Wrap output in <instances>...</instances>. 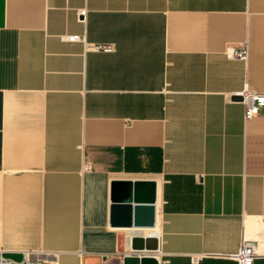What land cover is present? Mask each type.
Here are the masks:
<instances>
[{
  "label": "crops",
  "instance_id": "crops-1",
  "mask_svg": "<svg viewBox=\"0 0 264 264\" xmlns=\"http://www.w3.org/2000/svg\"><path fill=\"white\" fill-rule=\"evenodd\" d=\"M244 88L264 93V0H0L2 256L237 264L247 240L264 264V109L244 120ZM138 180L153 237L110 225V183Z\"/></svg>",
  "mask_w": 264,
  "mask_h": 264
},
{
  "label": "water",
  "instance_id": "water-1",
  "mask_svg": "<svg viewBox=\"0 0 264 264\" xmlns=\"http://www.w3.org/2000/svg\"><path fill=\"white\" fill-rule=\"evenodd\" d=\"M234 100H240L235 96ZM155 189L152 180L112 181L110 183V225L126 228H151L155 223ZM132 251L155 249L154 240L141 236L131 238ZM122 264H157L150 255L131 254Z\"/></svg>",
  "mask_w": 264,
  "mask_h": 264
},
{
  "label": "built area",
  "instance_id": "built-area-1",
  "mask_svg": "<svg viewBox=\"0 0 264 264\" xmlns=\"http://www.w3.org/2000/svg\"><path fill=\"white\" fill-rule=\"evenodd\" d=\"M65 39L68 42H81L84 47L100 51V52H110L113 50L112 45H90L85 42L84 36L80 35H70L66 36ZM224 55L228 59H237L245 61L248 55V49L245 43L239 45H228L225 47ZM240 102L243 105V118L247 120L259 114L261 109H264V93L254 92L247 88H244L239 94ZM259 256L256 245L253 242L242 240L241 247L239 251L231 256V258L236 261L237 264H252L253 260ZM0 264H55L53 260L38 259L35 261L25 258L20 262L12 261L6 259L2 256L0 252Z\"/></svg>",
  "mask_w": 264,
  "mask_h": 264
},
{
  "label": "bare ground",
  "instance_id": "bare-ground-1",
  "mask_svg": "<svg viewBox=\"0 0 264 264\" xmlns=\"http://www.w3.org/2000/svg\"><path fill=\"white\" fill-rule=\"evenodd\" d=\"M154 227H155V225L149 229L144 230L143 232L146 234V236H152L153 237L157 233V230ZM147 239H149V238H147Z\"/></svg>",
  "mask_w": 264,
  "mask_h": 264
}]
</instances>
